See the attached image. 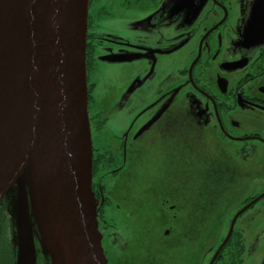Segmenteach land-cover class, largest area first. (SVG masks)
Returning a JSON list of instances; mask_svg holds the SVG:
<instances>
[{
	"label": "flooded vegetation",
	"instance_id": "af4514ba",
	"mask_svg": "<svg viewBox=\"0 0 264 264\" xmlns=\"http://www.w3.org/2000/svg\"><path fill=\"white\" fill-rule=\"evenodd\" d=\"M94 2L86 36L91 187L108 263L110 257L118 264H181L174 190L145 196L143 142L154 117L157 141L170 148L166 112L183 101L201 128L199 151L221 155L205 163L235 165L239 188L223 237L202 258L209 253L208 264H250L258 255L264 264V0H121L127 15L121 37L96 29L102 12L94 14ZM105 42L107 66L127 69L120 97L93 96L91 77ZM117 115L121 126L100 139ZM11 231L0 205V264H10ZM38 264H48L40 252Z\"/></svg>",
	"mask_w": 264,
	"mask_h": 264
},
{
	"label": "water",
	"instance_id": "95a60500",
	"mask_svg": "<svg viewBox=\"0 0 264 264\" xmlns=\"http://www.w3.org/2000/svg\"><path fill=\"white\" fill-rule=\"evenodd\" d=\"M89 0H0V205L14 264H108L91 187Z\"/></svg>",
	"mask_w": 264,
	"mask_h": 264
},
{
	"label": "rangeland",
	"instance_id": "374dc122",
	"mask_svg": "<svg viewBox=\"0 0 264 264\" xmlns=\"http://www.w3.org/2000/svg\"><path fill=\"white\" fill-rule=\"evenodd\" d=\"M122 8L121 0H95L94 14H97L99 10L102 12L96 19V29L105 35L115 34L121 37L125 28V16H127ZM133 14L137 15L136 12ZM109 45L105 42L104 47L98 50V54L102 57L101 60H98L91 77L95 83L94 97L102 98L109 94L120 97L124 90L122 86L127 69L121 63L107 66L106 55H111L108 49ZM115 66H121V68ZM109 74L114 76L111 83L108 82ZM171 105L174 103L171 102ZM166 114L170 148L157 141L151 125L154 117L149 119L144 131L145 196L149 198L154 194L155 196L159 195L164 191L167 192L170 187L174 190L180 263L208 264L206 261L209 253L204 255V259H206L204 261L203 251L209 245L220 241L224 235V225L238 205L237 192L239 188L236 186L237 180H234L237 176L235 165L225 163L207 165L205 163L212 160L217 161L221 155L211 156L209 153L199 151V146L202 145L199 144L201 128L195 120H189L193 117L194 112L188 109L185 102L180 101L176 107L167 110ZM121 124L120 115L115 116L111 122L104 126L102 134H99L101 135L100 139L108 133H113V128L119 127ZM224 156H228V154ZM230 178L233 179L231 182L228 181ZM220 180H222L223 186L219 185ZM210 201L214 203H209ZM263 221L264 216L262 215L261 222ZM167 240L173 242L172 236ZM139 248H142V243L139 244ZM139 248L138 250H140ZM150 251L151 249L148 247L142 254V263ZM132 258L137 259L130 256L129 260ZM259 263L260 258L255 255L250 264ZM108 264L118 263L109 257Z\"/></svg>",
	"mask_w": 264,
	"mask_h": 264
},
{
	"label": "trees",
	"instance_id": "16d2710c",
	"mask_svg": "<svg viewBox=\"0 0 264 264\" xmlns=\"http://www.w3.org/2000/svg\"><path fill=\"white\" fill-rule=\"evenodd\" d=\"M87 68V66H86ZM86 72H87V69H86ZM5 206V205H4ZM12 233V231H11ZM10 242V245H9V250L7 252H9V256H10V264H14V260H15V254H14V250H13V246L11 244V241ZM37 264H38V255H37Z\"/></svg>",
	"mask_w": 264,
	"mask_h": 264
}]
</instances>
